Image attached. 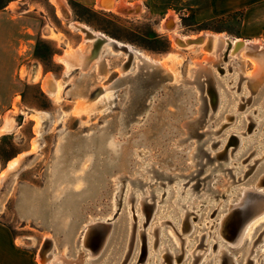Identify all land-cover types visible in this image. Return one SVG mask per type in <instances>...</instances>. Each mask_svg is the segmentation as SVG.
I'll use <instances>...</instances> for the list:
<instances>
[{
  "label": "rangeland",
  "instance_id": "374dc122",
  "mask_svg": "<svg viewBox=\"0 0 264 264\" xmlns=\"http://www.w3.org/2000/svg\"><path fill=\"white\" fill-rule=\"evenodd\" d=\"M7 1L0 0V5ZM22 1L23 14L35 18L39 25L34 62L30 64L38 65L40 71L47 75L53 72L60 79L59 82L68 79L66 64L61 58L69 50L83 45V36L71 25V21L88 24L119 41L132 44L157 60H164L169 54H175L181 62V70H178L179 76L176 79H166L164 76L165 79H161L158 76L151 80L153 76L145 72L146 75H141L139 81L129 82L128 76L120 67L122 63L126 67L128 60L123 61L116 52L108 49L106 55L109 54L112 58H108L113 61L111 60L108 73L95 86L92 81L93 69L79 73L74 69L71 75L76 76V80L72 83L65 82L63 91L67 88L65 92H61L63 96L60 98L45 89V81H38V85H28L26 88L24 86V111L31 114H25L22 121L10 118L14 126L20 123L23 128L15 129L16 134L0 137V158L6 160L22 149H28L30 142L35 154L17 177L12 178V174L5 172L3 180L1 174L0 216L30 238L28 241L34 244L38 254L46 236L53 234L57 237L59 248H66L70 258L78 260L77 264H85L84 255L89 251L84 250L80 258L75 246L80 226L86 224L92 216L109 217L114 212V228L103 244L98 246L100 252L95 254L89 264H148L146 259L150 256L146 254V246L141 241L139 232L143 230L147 235L151 222H158L161 210H155L153 205L146 210V206H143L144 226H140L138 201L134 200L129 204L133 205V212L130 213L124 194L122 195L125 189L118 193V206L114 207L118 211H113L111 202L116 193L115 179L118 176L126 184L128 179H134L139 174L145 180L155 172L159 180L154 176L153 181H161L163 177L166 182L180 175L187 187H192L193 196H198V201L204 196L201 195L203 181L210 182L209 192L220 196L229 186L227 181L242 189L254 185L264 175V161H252L258 156L255 147L260 136H254L256 141L236 155L238 136L232 132L241 124L236 130H247L248 139L253 137L256 126L253 127L254 121L246 119L245 115L257 107H264V82L261 89L254 93L248 89L249 93L245 94L248 81H240L238 93L234 92L236 88L228 91V104L221 110L216 92L223 88L228 90V86L221 80L215 82L209 78H200V74L194 73L188 64L194 60L205 63L208 53L190 51L191 49L179 45L174 39V35L198 37L206 32L225 33L229 36L237 34L239 15L214 18L210 13L208 0H150L144 10L137 5L134 10L123 11L100 7L97 10L91 9L73 0H62L61 9L53 0ZM237 66L242 75L248 69H253L251 62L243 67L238 60ZM25 70L24 68V76ZM84 73L86 75L82 76ZM104 87H108L110 91H105ZM234 93L237 94V101L234 100ZM81 94L88 95L86 104H80V100L84 99ZM234 102H239L240 106L235 114L229 111ZM147 103L150 106L144 112L142 109L146 108ZM262 127L264 128V124ZM203 131L206 133L202 134ZM207 137L211 138L205 142ZM226 137L222 144L220 141ZM211 143L219 153V158L206 165V160L199 159L198 149L208 150ZM232 150L235 157L230 156ZM142 161L152 164V169L148 167L149 175H143L145 163ZM227 163L230 164L226 165ZM234 163L242 165L237 176L230 169ZM208 167H219L223 174L219 177L218 169L212 172V169L207 170ZM205 177L207 178L202 181ZM239 178L240 181H237ZM142 186L141 189L146 188L148 193V184ZM260 186V189H264L263 184ZM36 190L40 191L38 202V198H31ZM238 193L241 194V191ZM173 195L169 205H172ZM228 199H223L227 201L225 206ZM145 202L153 204L150 199ZM36 206L38 213L35 211ZM168 208L171 209L170 206ZM216 208L205 209L199 218L193 213L188 218H182L179 224L172 220L165 223L164 227L177 248L176 256L171 248L160 252L163 247V232L160 227H155L152 239L154 252L165 254V264H205L207 253H203L207 238L201 236L209 230L204 222L218 218L221 209ZM32 210L36 212L35 217ZM208 214H213L212 218H206ZM248 217L233 242L237 239L241 241L235 245L229 244L230 255H233L236 264H260L262 260L261 264H264V215L252 221ZM190 239L195 244V257L190 255L186 247ZM222 264L232 263L224 261Z\"/></svg>",
  "mask_w": 264,
  "mask_h": 264
},
{
  "label": "bare ground",
  "instance_id": "6f19581e",
  "mask_svg": "<svg viewBox=\"0 0 264 264\" xmlns=\"http://www.w3.org/2000/svg\"><path fill=\"white\" fill-rule=\"evenodd\" d=\"M53 1L57 5V7H59L60 9L62 8V5H63L62 0H53ZM122 5L124 4L122 3ZM100 6L104 9L105 8L109 9L112 7V5L106 4L104 2L101 3ZM114 10H116V8H114ZM71 25L76 30H78L80 34H82L83 45L79 47L78 49L69 50L68 52L64 54L63 57L61 56L62 57L61 59L66 64V75L68 78L67 80H64V81L61 80V82H59V81H55L51 77L49 78L50 75L46 76L48 78L47 80H44L45 89H47V91H49L50 93L54 94V96L56 95L57 97L60 98V96L62 95L61 92L63 91V87H65L64 85L65 82L70 81L72 83L73 81L76 80V76L71 75V72L74 69H76L78 73L82 71L89 72L90 70L93 69L94 75L92 76V81H94L93 82L94 86L100 81H102V79L108 73L109 67L112 63L111 62L112 57L109 56V54L106 55V53L108 52V49L116 52L119 58L123 59V61L128 60V65L126 67H124V63L122 64L119 63V64L124 74L128 76L129 82L139 81L141 75H146L145 72H148V75L153 76L151 80H155L158 76L159 78L161 77L163 78L164 76L166 77V79H170V78L176 79L179 76V71L181 70V69L179 70V64L181 62L180 60H178V57L175 54H169L167 58H165L164 60H157L153 58L152 56L146 54L142 50L136 48L132 44L119 41L105 34L104 32L100 30L93 29L88 24H85L80 21H71ZM195 38L196 37L174 35V39L177 40V43H179V45L181 46H184L185 48L191 49L190 51H193L195 53L196 52L208 53V56L205 58V63L202 61L200 62L198 60H194V61L189 62L188 64L191 65V70H194V73L200 74L198 75L200 76V78L202 77L206 80L209 78L210 80L215 81V82L218 80H221L228 86V90L224 88L219 89L220 88L219 86L218 87L219 90L218 92H216L217 101L219 100L218 102L221 105V110L226 107V104H228L227 102L229 101V99H228L227 92L232 91L233 89L236 88L234 92L238 93L239 87L237 89V86H239L240 81H243V80L248 81L247 86L245 85L246 86L245 91H244L245 94L249 93L248 89L252 91V93H254L262 86L264 82V44L263 43L247 41L239 37H231L225 33H216V32H206L205 34H202L200 36V38H202L201 41H193V39ZM108 57H111V58H108ZM238 60L242 62L243 67L247 65L248 62H251L253 64V69L251 70L248 69V71L245 70L246 74L244 72V75H242L240 73L241 69L240 68L238 69V66H237ZM131 64H133V66H131ZM85 75H86L85 73L82 74V76H85ZM187 80L188 79H185V81ZM104 90L108 92L110 91L108 87H104ZM81 95H82L81 97L84 99L80 100V104H86L89 100L88 95L87 94H85V96L84 94H81ZM236 95L234 96V100L237 99ZM238 103L239 102L232 103L233 106L229 110L230 113L235 114L239 111L240 106ZM149 106L150 104L147 103L146 108H143L142 111L147 110V107ZM131 110L133 111V108H131ZM237 116H239V114ZM245 117L246 119H249L250 121H254L253 127L256 126V128H255L254 134L252 135L253 137L250 136V139H248L249 132L247 130L245 131L236 130L237 128L238 129L240 128L239 126L241 124H239L235 130H232V132L237 134L238 136L236 137V139H237V142L239 143V146L237 148L238 152L236 155L241 154V152L245 148H247V146L250 145L251 142L256 141L254 140V136L258 135L260 137H258L259 138L258 144L255 147V152L257 153L258 156L252 161L255 163L258 160L264 161V136H263L264 131L261 132V130L264 129L262 127V125L264 124V107L260 106L254 110H251V112L245 115ZM131 118H134V116ZM131 118H130V121L132 120ZM9 122H10V119H8V123ZM242 122L243 120L241 119L240 123ZM12 126H13L12 124H9L7 126L8 130H11ZM206 131H203L202 134L206 133ZM119 132L120 134H123V132L121 131ZM229 136L227 137L229 138ZM227 137L222 139L220 142L223 144L225 140L227 139ZM210 138L211 137H207V139H205V142H207V140H209ZM207 149H208L207 152L204 151L203 149L202 150L198 149L199 159L201 161L206 160L205 164L206 163L208 164L210 162L214 163V161L217 160V158H219V153H217V151L213 149L212 143L207 147ZM138 153H141V152H137V154ZM143 156L141 155V157ZM230 156L235 157V155L233 154V150L231 151ZM143 160L145 161V159ZM144 161L142 162L145 163L146 161L145 162ZM15 163L11 165V169H14V170L16 169L18 164H15ZM229 164L227 163L226 165H229ZM144 165L145 166L143 167L142 170H144L146 174L144 173L143 175L144 176L149 175L150 172H149L148 167L152 169L151 168L152 164L148 162V163H145ZM220 165L222 166L223 164H220ZM233 165L234 166H232V168L230 167V169H233L235 171V175L237 176V174L240 172L242 165L241 163H234ZM221 166L219 167L223 169ZM218 168L214 167L212 169L211 167L210 168L208 167L207 170L212 169V172H213L215 169H218ZM221 169L217 170L218 172H220V175L219 173L217 175L219 177L223 174L222 173L223 170ZM11 172H13V170ZM212 172L210 174H212ZM4 175L2 176L3 180L5 179V176H6ZM14 176H15V173L13 172L12 177L14 178ZM154 176H157L155 172H153V175L147 176L144 180L142 178V174H139L138 176L134 177V179H128L126 184L125 182H123L124 180H122L121 176H118L115 179L116 185H117L115 188L116 193L113 194V201L111 200L113 211L116 210L117 212L118 209L117 208L114 209V207L118 206V203H117L118 193L120 190L121 192H123V190L126 189L125 193L123 192L122 195L124 194L123 195L124 199L126 200V203L128 204L127 208L130 210V213H132L133 211L131 210L133 208V205L131 206L129 204L130 203L132 204V201L134 200L135 202L138 201V208L140 209L138 210L139 211L138 218H139L140 226L142 227L144 226L143 224L144 215H142L143 206L147 207L148 205L149 206L153 205V208L155 210H157V208H160L161 213L159 214L158 222L157 221L155 223L151 222L152 223L151 229L147 233V235L149 234L150 236L148 237L146 233H144L143 230H140L139 232L141 241L143 239L142 237L144 236L145 245L147 248V255L149 254L150 256L146 259L149 263L146 260L145 261L148 264H165L164 263L165 254L164 253L163 255L160 253L156 254L153 249L154 240L152 239L154 236L153 229H155V227H160L163 232L162 234L163 235L162 236L163 237L162 238L163 247L160 252L162 253L164 250L167 251L168 248L169 249L171 248L172 253L176 256L177 248L174 247L172 236L167 233L166 227H164L165 223L169 222L168 220H172V221H175L176 224H179L182 218L184 217L188 218V216L193 213L196 218H199L200 215L203 214L202 211H204L205 209L211 210L215 206L217 207L216 209L218 210L221 209L220 214L218 215V218H216L215 220H208L204 222L205 225H208L207 227L209 230L206 231L207 235L206 234L202 236L200 235L201 237L207 238L206 239L207 245L203 253V255L207 253L205 256V264H222L224 261H227L228 263L236 264V262H234L233 260V257H232L233 255H230V252H229L230 250L229 244L235 245L241 241L240 239H237L235 242H233L236 237L233 233V228L234 227L237 228L239 226V222L236 221L237 220L236 213L238 211H242L246 209L247 205H249L251 201L258 199V197L254 194L255 192L264 194V189H260L261 187L260 185L261 184L264 185V175H262L260 180L258 182H255L254 185L245 186L242 189L238 187L240 190L232 186L233 182L229 183L227 181L226 183L229 186H227V189H225L224 194L222 193V195L220 196L213 194V192L211 191L209 192V188H211L209 186L210 182L208 183V182L203 181L208 177L207 176L201 179L204 184V188L202 189L201 195H204V196L198 201H197L198 196H193L192 187L191 186L187 187V184L183 182V180H181L182 176L180 177V175H176L175 177H172L171 179H169L167 182L163 177H161V181L154 180L155 181L154 182L153 181ZM157 180H159L158 176H157ZM237 181H240V178L237 179ZM145 184L146 186L148 184V187H147L148 193L145 191L146 188L145 190L141 189L143 188L142 185H145ZM238 191H241V194H239ZM39 192L40 191L36 190L35 194H32V197H31L32 199L38 198L37 202L39 201V197H38L40 195ZM221 192H223V190H221ZM172 195L174 196L173 198L174 200H172L173 201L172 205L171 203L169 205V202L172 199L171 198ZM219 197L221 199H219ZM228 197H230V199H228ZM236 197L238 198L236 199ZM225 198L229 200L226 206H225V203L227 201L226 202L223 201V199ZM148 199H150V201H153V204L150 202L146 203L145 201ZM169 206L171 207V209L168 208ZM36 209H37V206L35 208V211L37 212L38 210ZM36 212L32 210L34 217H35ZM214 213H215V210H214ZM114 214L115 213L113 212V214H110L109 217L108 216L103 217L99 215H98L99 217L92 216L90 219H88L86 224L80 226V232L78 234V237L75 239V246L77 249V253L79 255L78 257L80 258L84 250L89 251V253L84 255L86 257L85 264L91 263L92 258L95 256V254L98 255V253L100 252L99 251L100 248L97 247L100 236L103 235L104 233L103 241H102L104 242V239L107 237L108 233L109 232L111 233V231L113 230ZM247 214H248L247 217L249 216L248 220H251V221L257 217L263 216L264 215V202L262 201L256 202V205L248 209ZM212 216L208 214L206 218L207 217L212 218ZM109 219L111 220L109 221ZM249 224H246V225H249ZM140 226H138V228ZM245 228L246 227H244V229ZM244 231H247V230H244ZM243 234L245 235V233ZM56 238L57 237H55L53 234L46 236L45 240L43 241L39 249V260L42 261L43 264H74V262L76 264L79 263L77 262L78 261L77 259L70 258V256L67 254L69 251L67 252L66 248H59ZM187 242H188V245L186 246L187 250L190 251L191 256L195 257L194 255L195 250L193 251V246L195 244L193 243V240L190 239ZM184 254H186L185 251H184ZM211 255L212 257L210 258ZM261 263H263V260L262 262H260V264Z\"/></svg>",
  "mask_w": 264,
  "mask_h": 264
},
{
  "label": "crops",
  "instance_id": "0c3cea01",
  "mask_svg": "<svg viewBox=\"0 0 264 264\" xmlns=\"http://www.w3.org/2000/svg\"><path fill=\"white\" fill-rule=\"evenodd\" d=\"M75 1L96 10L99 7L102 8L100 4L104 2L112 5L109 10L114 11L116 8V11H123L125 9L134 10L137 5L142 6L144 10L146 3L150 0ZM22 3V0H8L0 5V137L16 134L15 129L23 128L20 123L14 126L10 118L22 121L25 119V114L28 116L31 114V112L24 111V86L26 88L28 85H38V81H44L45 78L47 80L46 76H49L42 70L40 71L38 65L30 64L34 62L33 55L39 36V25L35 18L23 14ZM208 4L214 18L239 15L238 32L231 37H240L247 41L264 44V0H208ZM24 68L26 69L25 76ZM50 77L55 81H60L53 72ZM39 86L42 89L41 85ZM7 118L10 119L9 123ZM9 124L13 125L11 130L7 128ZM34 154L33 144L30 142L28 149H22L6 160L0 158V176L13 170L14 178L17 177ZM13 163L18 164L19 169L17 167L15 170L11 169ZM29 239L22 234V231L12 227L0 216V264H41L38 251L34 248V244L29 243Z\"/></svg>",
  "mask_w": 264,
  "mask_h": 264
},
{
  "label": "water",
  "instance_id": "95a60500",
  "mask_svg": "<svg viewBox=\"0 0 264 264\" xmlns=\"http://www.w3.org/2000/svg\"><path fill=\"white\" fill-rule=\"evenodd\" d=\"M201 40H202V38H200V36H199V37H196L195 39H193V41H201ZM216 100H217V98H216ZM201 150H202V149H201ZM203 150H204V149H203ZM204 151L207 152L206 149H205ZM254 194L258 197V199H257V200H253V201H251L250 204H249L250 206L247 205L246 209H244V210H242V211H238V212L236 213V215H237V217H236L237 220H236V221L239 222V226H238L237 228H236V227L233 228V233H234L235 236H237V235L239 234V230H241V228H242V226H243V224H244V220L246 219V217H247V215H248V214H247V213H248V209L251 208L252 206L256 205V202H258V201H259V202H261V201L263 202V201H264V194H260V193H258V192H257V193L255 192ZM148 207L151 208L152 206H149V205H148V206L146 207V210H147ZM146 210H145V211H146ZM110 220H111V219H109V221H110ZM241 220H242L243 222H242ZM109 221H108V222H109ZM236 224H237V223H236ZM103 236H104V233H103V235L100 236L99 241H98V244H97V247L101 245V243H102V241H103ZM142 238H143V239H142L143 242L145 243L144 236H143ZM145 246H146V245H145ZM146 254H147V248H146Z\"/></svg>",
  "mask_w": 264,
  "mask_h": 264
},
{
  "label": "trees",
  "instance_id": "16d2710c",
  "mask_svg": "<svg viewBox=\"0 0 264 264\" xmlns=\"http://www.w3.org/2000/svg\"><path fill=\"white\" fill-rule=\"evenodd\" d=\"M73 1H75V0H73ZM76 2V1H75ZM76 3H78V2H76ZM78 4H80V3H78ZM81 5V4H80ZM86 7V6H85Z\"/></svg>",
  "mask_w": 264,
  "mask_h": 264
}]
</instances>
